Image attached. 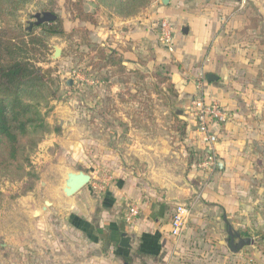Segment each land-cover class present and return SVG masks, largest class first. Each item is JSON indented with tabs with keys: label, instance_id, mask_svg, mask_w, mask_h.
I'll use <instances>...</instances> for the list:
<instances>
[{
	"label": "rangeland",
	"instance_id": "374dc122",
	"mask_svg": "<svg viewBox=\"0 0 264 264\" xmlns=\"http://www.w3.org/2000/svg\"><path fill=\"white\" fill-rule=\"evenodd\" d=\"M69 1L72 0H31L10 24L24 33L34 23L36 13L50 12L61 21L64 36L46 37V49L37 50L40 55L36 56L54 93L41 110L49 131L36 146L27 149L19 169L0 174V264H106L108 246L91 242L84 235L78 218L83 208L75 209L73 203L80 202L83 192H89L94 203L121 179L150 186V180H161L158 171L164 165L177 168L184 163L182 171L186 176L193 154L198 156V152L186 146V134L174 130L177 123L173 116L191 125L194 115L190 104L195 88L206 84L207 73L218 75V82L223 77L224 71L215 68L213 59L206 61L207 52L202 61H194L175 50V37H181L182 29L188 25L178 21L177 15L185 9L198 10L201 4L195 0H184L186 6L175 2L172 9L176 17L170 18L155 17L154 12L161 6L153 5L149 7L152 13L143 10L142 15L131 19L133 22L117 26L115 34L102 43L105 29L114 26L111 9L98 6L96 0H82L83 10L94 13L97 20V25L92 26L75 18ZM227 1L232 13H245L239 20L246 26L228 40L232 57L224 66L233 70L231 82L236 87L231 84L226 89L235 106L248 102L246 91L251 89L254 95H260L263 108L252 112L253 142L236 146V151L246 157L230 160L227 174L217 169L207 173L203 186L209 190L207 199L217 192L232 197L235 212L226 215L236 217L232 222L239 233L244 229L249 232L252 227L251 233L255 234L257 229L264 230V29L258 34L247 28L264 23V0ZM162 19L172 26V53L159 42ZM144 27L149 38L137 36V40H131L130 32ZM80 28H86L90 41L105 50L125 51L124 66L131 72L117 76L113 68H104L100 55L82 44ZM33 33L40 34L39 29ZM55 49L60 50L56 58ZM204 62H209L207 68ZM159 78H169L173 90ZM226 109L230 121L234 111ZM245 115L239 114L232 121L244 126ZM79 171L88 174L90 182L73 197H66L62 192L66 173ZM45 202L51 205L42 211ZM204 203L213 206L205 200ZM216 212L223 215L221 209ZM252 234V238L256 236ZM254 240L258 247H264L262 236Z\"/></svg>",
	"mask_w": 264,
	"mask_h": 264
},
{
	"label": "crops",
	"instance_id": "0c3cea01",
	"mask_svg": "<svg viewBox=\"0 0 264 264\" xmlns=\"http://www.w3.org/2000/svg\"><path fill=\"white\" fill-rule=\"evenodd\" d=\"M195 1L201 4L198 10L189 9L188 11L185 9L180 12L182 14L177 15L178 21L188 23L185 27L188 33L185 35L181 32V37H175V50L182 57L191 58L194 61L196 59L202 61L203 53L207 52L206 61L213 59L215 68L224 71L220 82L200 84L195 88L193 96H202L208 103L216 102L229 109L231 106L233 107L230 110L234 111V117H231L229 122L211 127V131L218 135V143L215 145L216 169L227 174L230 168V160L246 157V155L236 151L238 149L236 146L253 142L254 134L251 130L254 126V119L252 112L262 110L263 105L260 95H254L249 89L246 91L248 92L246 93V95L248 94L246 96L248 102L235 106L233 96L226 89L228 85L233 84L231 80L234 78L232 77L233 70L224 66L229 60L228 58L232 57L229 52V48L232 46H227L228 40L231 39L230 35L234 32L245 30L246 23L241 25L239 20L244 17L245 13L243 11L238 14L232 13L227 0ZM175 2L182 4V6L183 4L187 5L184 0H170V5L168 4L170 7H164L160 5L159 0H155L143 10L152 13L149 7L151 9L153 5L161 6L157 8V13L154 12L155 17H176L172 9ZM143 10L129 18L114 15L112 19L114 26L104 30L100 42L102 43L107 37L115 34L117 26H123L132 18L142 15ZM148 12L146 15L149 19L151 16ZM138 18L140 19V16ZM235 18L238 21L234 22ZM261 29H264V23L253 28H247L249 32L253 31L258 34ZM130 33L131 40H137L139 38L137 36L149 38L147 27ZM223 45L226 46L227 50L223 48ZM113 50L117 51L126 61L125 51ZM208 64L209 62H204V68H207ZM233 86L236 87L235 84ZM234 98L236 97L234 96ZM236 113L246 114L245 123H243L246 125L240 126L237 122L232 121L238 118L239 114ZM185 134L186 146H192L194 151L198 152V156L202 155L203 147L195 136L193 121L191 125L186 126ZM169 155L173 156V154ZM193 156V162L189 164L190 170L186 176L182 171L186 164L179 163L177 168L164 165L162 171H158V174L162 176L161 180H150L152 183L150 186L136 180L125 181L121 179L115 183V186L111 185L107 188L101 194L102 197L94 203L91 201L92 196L89 192L81 193L80 202L75 201L73 207L75 209L83 208L79 210L78 218L80 219L79 222H82L84 235L91 242L96 244L104 242V247L108 246L109 259H107L106 264H264V247H258V242L254 240L261 236L264 238V230L257 229L255 234L251 233L252 227L249 232L246 229L242 233L237 231L232 222L233 216L228 217L226 215V212H235L236 202H233L232 197L219 195L218 192L207 199L209 198L207 195L209 190L207 186H203L204 180L207 173L214 170L208 172L198 170L194 166L196 162L194 158L198 156H195V153ZM190 159H192V155L189 156L187 163H190ZM219 161L222 162L223 169L218 168ZM152 174L153 177L155 173L152 172ZM204 200L213 206L209 207L204 203ZM127 203L135 204L140 209L139 217L132 225L125 224L123 219L125 211L123 209ZM82 204L84 207H81ZM91 204L95 206H91ZM177 204H184L190 209V219L181 236L173 237L170 234V219ZM218 209L223 210L221 217L216 212ZM92 212H95V215L97 213V215L92 217ZM226 224H229L233 231L241 237L251 238L254 244L243 248L238 253H232L228 243ZM122 234L130 238L129 249H123L119 246ZM251 234L256 236L252 238ZM104 259L102 258V262Z\"/></svg>",
	"mask_w": 264,
	"mask_h": 264
},
{
	"label": "trees",
	"instance_id": "16d2710c",
	"mask_svg": "<svg viewBox=\"0 0 264 264\" xmlns=\"http://www.w3.org/2000/svg\"><path fill=\"white\" fill-rule=\"evenodd\" d=\"M31 0H0V174L19 169L26 160L27 149L37 145L42 135L49 131L42 108L48 105L54 93L48 82L47 72L38 66L37 50L46 49V37H63L59 18L20 32L10 24ZM98 6L109 8L114 15L129 18L137 15L155 0H96ZM71 12L80 23L97 25L94 13L85 12L82 0L69 1ZM39 29L40 34L33 31ZM82 33V44L99 54L104 68H113L117 76L129 73L124 60L115 50H105L90 41L86 28ZM42 54V53H41ZM134 72V71H133ZM159 77V76H157ZM173 90L169 78H159ZM177 125L174 130L185 135L187 123L173 116ZM55 131L59 132L56 127Z\"/></svg>",
	"mask_w": 264,
	"mask_h": 264
},
{
	"label": "built area",
	"instance_id": "2783aa9c",
	"mask_svg": "<svg viewBox=\"0 0 264 264\" xmlns=\"http://www.w3.org/2000/svg\"><path fill=\"white\" fill-rule=\"evenodd\" d=\"M159 42L170 53L173 52V30L167 20H162L159 26ZM194 115L195 136L202 145V155L194 158L195 168L201 171H212L217 167L215 145L218 135L211 131L212 126H220L229 122V114L226 108L216 102H206L202 96H195L190 104ZM137 205L127 203L123 216L127 225H132L139 217ZM190 219V209L184 204H177L170 219V234L180 237L186 230Z\"/></svg>",
	"mask_w": 264,
	"mask_h": 264
},
{
	"label": "water",
	"instance_id": "95a60500",
	"mask_svg": "<svg viewBox=\"0 0 264 264\" xmlns=\"http://www.w3.org/2000/svg\"><path fill=\"white\" fill-rule=\"evenodd\" d=\"M170 0H159V3L161 6H168ZM34 24L36 26L43 24V23H49L52 21H55L57 16L50 12H43V13H36L34 16ZM30 30V27H29ZM183 34H187L188 30L186 28L182 29ZM60 50L55 49L53 57H59ZM218 81V76L212 73H207L205 75V82L207 84H211ZM218 168L223 169L222 162H218ZM90 176L88 174H85L82 171L79 172H68L66 173V178L64 180V186L62 188V192L66 197H73L75 194H77L83 187L88 185L90 182ZM49 202L44 203V207L41 208L42 211H45L47 207H50ZM36 214V211H34ZM227 225L228 229V237H229V246L231 248L232 253H238L243 248L252 246L254 244V241L251 238H243L241 237L237 232L233 231L232 227L229 224ZM234 239H236V243H234ZM130 238L127 237L125 234H122L121 239L119 241V246L123 249H129L130 248Z\"/></svg>",
	"mask_w": 264,
	"mask_h": 264
}]
</instances>
